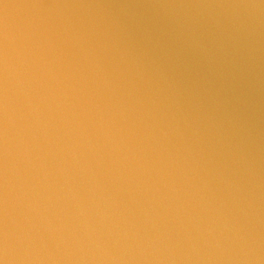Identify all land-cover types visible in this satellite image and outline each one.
<instances>
[{
    "label": "water",
    "instance_id": "1",
    "mask_svg": "<svg viewBox=\"0 0 264 264\" xmlns=\"http://www.w3.org/2000/svg\"><path fill=\"white\" fill-rule=\"evenodd\" d=\"M0 264H264V0H0Z\"/></svg>",
    "mask_w": 264,
    "mask_h": 264
}]
</instances>
